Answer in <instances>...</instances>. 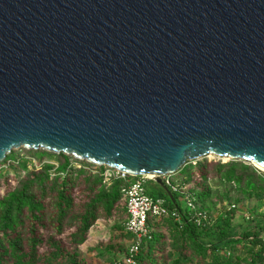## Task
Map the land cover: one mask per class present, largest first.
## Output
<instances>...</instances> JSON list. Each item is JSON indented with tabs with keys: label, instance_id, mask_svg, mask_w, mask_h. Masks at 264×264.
<instances>
[{
	"label": "water",
	"instance_id": "1",
	"mask_svg": "<svg viewBox=\"0 0 264 264\" xmlns=\"http://www.w3.org/2000/svg\"><path fill=\"white\" fill-rule=\"evenodd\" d=\"M20 150L162 187L264 170V0H0V165Z\"/></svg>",
	"mask_w": 264,
	"mask_h": 264
},
{
	"label": "trees",
	"instance_id": "2",
	"mask_svg": "<svg viewBox=\"0 0 264 264\" xmlns=\"http://www.w3.org/2000/svg\"><path fill=\"white\" fill-rule=\"evenodd\" d=\"M12 155L7 162H18V157ZM58 156L57 167L43 165L23 177L18 172L15 178H0V264H82L78 247L87 242L99 220L113 217L124 200L123 189L134 180L131 176L115 179L107 188L102 176L105 168H98L100 174L94 175L86 169L77 170L73 163L79 160L65 154ZM14 166H23L25 173L29 170V162L20 160L17 165L0 167V177L4 169H9L7 173L11 174L16 169ZM173 180L182 186L194 185L196 204L205 209L204 202L211 197L212 180L234 185L246 196L264 200V175L242 162L191 163L174 175ZM150 183L154 188L151 193L148 191L149 195L163 199L170 211L181 212L184 224L181 229L173 218L150 219L152 239L142 245L136 264H169L165 258L167 251L177 254L172 264H234L236 253L245 249H259L252 264H264L263 223L243 218L242 224H237L238 211L232 210L215 217L212 228H203L190 220V212L178 200L181 196L165 184L160 191L159 184ZM82 188L88 198L79 202L76 196ZM234 205L238 209L239 205ZM160 223L175 228L173 237L163 235ZM126 234L132 243L134 237ZM167 243H171L170 249ZM128 249L123 256L128 254Z\"/></svg>",
	"mask_w": 264,
	"mask_h": 264
},
{
	"label": "rangeland",
	"instance_id": "3",
	"mask_svg": "<svg viewBox=\"0 0 264 264\" xmlns=\"http://www.w3.org/2000/svg\"><path fill=\"white\" fill-rule=\"evenodd\" d=\"M12 154L11 155L13 156V158H32L29 170L25 173V171H23V166H14V168L16 169H12L13 171L10 172L11 174L8 175L7 172L9 171V169H4L2 174L3 176L0 177L1 179H4L6 177L15 178L17 177L16 173L18 172H20L22 177L26 176L28 173L32 172V169L36 168L34 166L39 165V163L52 167H57L60 164L58 155L47 153L44 151L31 152L20 150L14 151ZM196 162H221L226 164L232 161L224 159L210 160L209 157H207ZM242 163L256 168L250 163ZM73 165L77 168V170L86 169L88 172H92V174L94 175L100 174L101 172V169H98L100 167H89L87 166L86 162L83 161H79L77 163L74 162ZM101 168H105L106 170V167ZM256 169L264 175V172L262 170L258 168ZM53 170H55V168ZM210 171L212 172V170ZM103 172L105 171L103 170ZM113 181L114 179H111L110 181L104 180V184L108 188L112 185ZM209 185L211 188V197L207 199L206 202H204V206L211 212L212 217H218L223 211L226 210V208H228L227 206H231L230 204L236 203L239 205L237 209L239 215L235 220L237 224H242L243 218L246 220V216H250L253 220H256L258 222L260 221L264 224V200L258 201L255 198H250L243 194L241 191H239L234 185H226L221 183V181L219 180H212L210 181ZM147 188L148 191L151 193L153 191L154 186L150 183L148 184ZM158 189L160 191L163 190L161 186H159ZM81 190L82 192H80V194L76 196V199L79 202L86 201L88 198V195L83 192L84 189L82 188ZM178 200L185 208L187 205L186 200L183 198H179ZM126 220L127 212L125 209L124 200H122L113 217L99 220L96 225L91 229L90 236L87 242L84 245L78 247L77 252L80 262L82 264H114L115 260L121 259L131 244V240L128 238V235L124 230V224L126 223ZM160 226V230L163 235H165L167 238L173 237L175 233V228H173L169 223H160ZM261 237L264 239V233ZM169 245H171V243H167L166 247L168 248ZM258 252L259 249H255L252 251H250L249 249L240 250L236 253L233 259V263L252 264V260ZM176 256L177 254L175 252L171 253V251H167L165 253V258L167 259L169 264H172L174 262V260L177 258ZM230 256L231 255L229 253L228 257Z\"/></svg>",
	"mask_w": 264,
	"mask_h": 264
},
{
	"label": "built area",
	"instance_id": "4",
	"mask_svg": "<svg viewBox=\"0 0 264 264\" xmlns=\"http://www.w3.org/2000/svg\"><path fill=\"white\" fill-rule=\"evenodd\" d=\"M27 151V150H25ZM27 160L29 166L32 158L25 157L19 159L18 162H4L6 164L1 167L7 168L8 166L14 164L17 165L20 160ZM221 160V159H219ZM197 162H193L196 164ZM2 164V165H3ZM42 165H35V167L40 168ZM95 166V165H94ZM98 167V166H96ZM55 172V170H54ZM61 175H64L61 173ZM54 176V174H53ZM105 178L104 180L110 181L111 179H126L128 175H125L114 169L106 167L105 172L102 174ZM174 176V175H173ZM173 176H165L162 178L163 183L169 187L172 192L181 196L186 200V209L190 212L188 216L190 220L194 221L196 224L203 228H212L215 224L216 218L212 217V214L208 209L202 208L196 204V194L194 185L182 186L180 183H175ZM132 177V176H131ZM134 180L131 181L126 188L123 189L124 201L127 210V220L125 223V231L134 237L129 249L128 254L123 256L116 264H136V257L139 255L142 245L146 240L152 239V230L149 224L150 219L159 220L164 218H173L181 227H183V214L179 211H170L165 201L161 198H155L148 193V184L150 182H155L150 177H133ZM156 183V182H155ZM222 214H226L232 210H237V206L231 204L227 206ZM247 220H251L252 217L246 216Z\"/></svg>",
	"mask_w": 264,
	"mask_h": 264
},
{
	"label": "bare ground",
	"instance_id": "5",
	"mask_svg": "<svg viewBox=\"0 0 264 264\" xmlns=\"http://www.w3.org/2000/svg\"><path fill=\"white\" fill-rule=\"evenodd\" d=\"M209 159H210V160H215V159H218V158L213 157V156H210ZM224 160H227V159H224ZM260 170H261V169H260ZM262 171L264 172V170H262Z\"/></svg>",
	"mask_w": 264,
	"mask_h": 264
}]
</instances>
